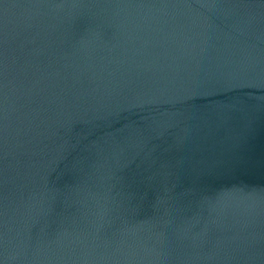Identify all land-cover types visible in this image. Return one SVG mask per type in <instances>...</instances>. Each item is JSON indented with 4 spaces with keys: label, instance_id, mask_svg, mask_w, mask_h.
<instances>
[{
    "label": "water",
    "instance_id": "water-1",
    "mask_svg": "<svg viewBox=\"0 0 264 264\" xmlns=\"http://www.w3.org/2000/svg\"><path fill=\"white\" fill-rule=\"evenodd\" d=\"M0 264H264V0H0Z\"/></svg>",
    "mask_w": 264,
    "mask_h": 264
}]
</instances>
